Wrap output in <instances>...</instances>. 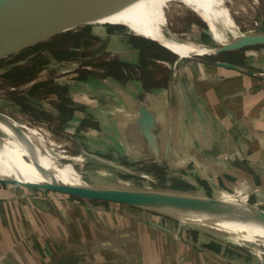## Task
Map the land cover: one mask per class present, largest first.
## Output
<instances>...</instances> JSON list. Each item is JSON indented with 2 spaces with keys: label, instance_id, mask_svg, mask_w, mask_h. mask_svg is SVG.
<instances>
[{
  "label": "crops",
  "instance_id": "crops-1",
  "mask_svg": "<svg viewBox=\"0 0 264 264\" xmlns=\"http://www.w3.org/2000/svg\"><path fill=\"white\" fill-rule=\"evenodd\" d=\"M105 51L104 74L70 83L85 109L73 120L94 122L86 147L142 185L264 210V45L179 58L114 34ZM201 236L140 206L0 181V264H255Z\"/></svg>",
  "mask_w": 264,
  "mask_h": 264
},
{
  "label": "bare ground",
  "instance_id": "bare-ground-1",
  "mask_svg": "<svg viewBox=\"0 0 264 264\" xmlns=\"http://www.w3.org/2000/svg\"><path fill=\"white\" fill-rule=\"evenodd\" d=\"M233 1L113 0L81 15L89 16L95 22L102 18L107 24L125 26L129 34L154 41L180 58L216 54L222 49L232 50L254 38L264 42V31L250 33L239 27L231 9ZM184 9L192 11L205 22L206 29L203 30L213 42L183 37L172 28L170 17ZM54 16L55 13H49L32 22L1 29L0 56L28 45L44 35L47 30L45 27L49 26ZM46 20L48 22L44 23ZM91 157L83 152L56 150L53 141L47 139L46 130L26 119L0 111V175L4 176L0 177V181L52 183L87 188L92 185L85 179L81 166L84 162L91 161ZM121 189L130 195V202L135 205L170 213L207 229L223 243L244 248L264 264V213L257 206L238 198L221 196L228 204L240 209L236 210L209 196Z\"/></svg>",
  "mask_w": 264,
  "mask_h": 264
},
{
  "label": "rangeland",
  "instance_id": "rangeland-1",
  "mask_svg": "<svg viewBox=\"0 0 264 264\" xmlns=\"http://www.w3.org/2000/svg\"><path fill=\"white\" fill-rule=\"evenodd\" d=\"M231 9L234 13L235 18L238 19H236V21L242 30L249 31L250 33H261L264 31V0H262V2L261 0H234L231 3ZM46 22L48 21L46 20L44 23ZM170 22L172 28L180 33L183 37L213 42V40L203 30L206 29L205 22L199 19L196 14L188 9H184V11L180 12L179 14H175L173 17H170ZM57 28L58 30H56ZM50 32L52 33L50 34ZM114 34L115 36H124V34L129 33L127 32V28L125 26L107 24L106 21H104L102 18L101 20L95 22V20H93V18H90L89 16L78 15L65 20L55 29H47L44 35H41L39 38L32 40L29 43L32 45L28 44L29 46H26L18 51L9 53L11 51L10 50L1 55L0 111H3L13 117L26 119L33 125H37L46 130L47 139L53 141L54 148L56 150H63L69 153L83 152L87 155L92 156L91 161L84 162V164L81 166L85 179L92 186L110 188H134L165 192V190L159 189L161 188L159 187L161 185H142L143 183H141L139 180L140 177L137 176L136 178V176L122 173V169H117V167L114 166L112 162H109L108 164L106 160L103 159V161L100 156L91 152L85 145V132L94 129V122L91 119H81L77 120L76 122L75 120H73L72 114L77 111V109L83 114H85V109L83 105H79L77 101L73 100L74 96L71 95L72 93L69 91L70 83L72 82V80L77 79V77L80 75H84V77H86L91 73H93V75L104 74V70L102 69L106 68L109 65L111 66V62L110 64H108L107 59L109 57V51H105V45L109 37ZM42 38L44 40H42ZM61 38H64L66 43L76 44L71 47L72 53L67 58H60V56H56V54H54V52L49 49L50 47H48L47 45H43V47L39 49V52L40 55L44 57V60H47L44 61V63H42V65H40L39 68H37L34 72L29 74V76H27L22 83L13 85L9 78L7 79L2 76V74L6 70H9L14 66L33 64L35 62L32 61V59H34L32 57V55L34 54V48L32 49L33 46L42 43L49 44L53 41H55L56 43L59 42ZM260 45H262V43L244 45L232 50L224 51H230L241 55L244 49L247 48L249 50H253V48H256ZM217 54H221V52ZM48 80H50V83H46L32 89L34 83L43 81L46 82ZM65 85L67 86L68 90L66 93L63 94L62 92L61 94L62 97L66 98L68 101H66L64 98H61V96H59L57 92V90H60V88ZM49 89L54 91L46 92V90ZM67 109H71V111L67 112L66 114H62V112ZM0 177L4 176L0 175ZM44 190L48 191V189ZM61 193L72 196L74 198H82L65 192ZM233 197L238 198L240 196ZM211 198L232 209L240 210L228 204L221 196ZM140 207L148 210L150 215L154 217H162L164 215L172 218L176 223L178 229L181 231H198L200 234H202V236H204L205 240H207L208 238H213L223 243L214 233L207 229L188 223L170 213L150 209L144 206ZM262 212L264 213L263 210ZM238 248H240V250L245 252L246 254H249L254 259L255 264H262L247 250L241 247Z\"/></svg>",
  "mask_w": 264,
  "mask_h": 264
},
{
  "label": "water",
  "instance_id": "water-1",
  "mask_svg": "<svg viewBox=\"0 0 264 264\" xmlns=\"http://www.w3.org/2000/svg\"><path fill=\"white\" fill-rule=\"evenodd\" d=\"M111 1L113 0H0V30L7 28H14L32 22L34 20L40 19L45 14L57 13L56 16L52 18L49 26L45 27V29L51 30L56 28L59 24H61L65 20L73 18L74 16L81 15L85 12L91 11L94 8L107 4ZM255 43L264 44V42L259 41V39L257 38H254L252 41L244 45H252ZM29 45H25L19 49L11 50L9 53L18 51ZM224 50H230V49H222L219 52ZM15 184H21L33 188H41L52 191L65 192L93 200H105L110 202L135 205L134 203L130 202V195L124 192V190H122L121 188H110V187H100V186H90L87 188H80V187L68 186L64 184L39 183V182H22Z\"/></svg>",
  "mask_w": 264,
  "mask_h": 264
},
{
  "label": "trees",
  "instance_id": "trees-1",
  "mask_svg": "<svg viewBox=\"0 0 264 264\" xmlns=\"http://www.w3.org/2000/svg\"><path fill=\"white\" fill-rule=\"evenodd\" d=\"M58 43V44H57ZM43 45H47L48 47H50L49 49H51L54 54H56V56H60V58H67L71 53V47L76 45L74 43L70 44V43H66L64 38H61L59 42H56L53 41L52 43H42V44H39V45H36V46H33L32 49L34 50V54L32 55V57L34 59H32V61H35L33 64H26V65H20V66H14L12 67L11 69L9 70H6L2 76L4 78H9L12 82L13 85H17V84H20L22 83L25 78L27 76H29V74H31L32 72H34L37 68H39L40 65H42V63H44V57H42L40 55V52H39V49H41V47H43ZM84 77V75H80L78 77ZM48 84L50 83V80L46 81V82H36L33 84V87L32 89L40 86V85H44V84ZM67 86H63L60 88V90H57L58 92V95L61 96V98H64L62 97V92L63 94L67 92ZM53 92L54 90H46V92ZM66 101H68L66 98H64ZM63 110V109H62ZM71 109H67V110H64L62 112V114H66L67 112H70ZM71 114V113H70Z\"/></svg>",
  "mask_w": 264,
  "mask_h": 264
}]
</instances>
